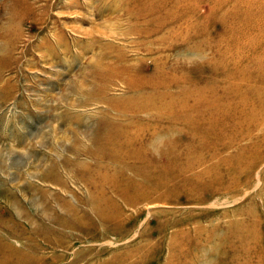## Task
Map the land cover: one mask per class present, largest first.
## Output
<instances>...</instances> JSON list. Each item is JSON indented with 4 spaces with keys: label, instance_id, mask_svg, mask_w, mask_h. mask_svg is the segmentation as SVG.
<instances>
[{
    "label": "rangeland",
    "instance_id": "rangeland-1",
    "mask_svg": "<svg viewBox=\"0 0 264 264\" xmlns=\"http://www.w3.org/2000/svg\"><path fill=\"white\" fill-rule=\"evenodd\" d=\"M0 264H264V0H0Z\"/></svg>",
    "mask_w": 264,
    "mask_h": 264
}]
</instances>
